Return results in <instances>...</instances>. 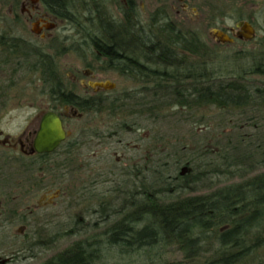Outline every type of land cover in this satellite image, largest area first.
I'll list each match as a JSON object with an SVG mask.
<instances>
[{
  "label": "trees",
  "instance_id": "obj_1",
  "mask_svg": "<svg viewBox=\"0 0 264 264\" xmlns=\"http://www.w3.org/2000/svg\"><path fill=\"white\" fill-rule=\"evenodd\" d=\"M40 1L75 28L90 23L92 29L101 30L83 36L84 50L92 52L93 61L105 58L111 72L135 83V88L121 93L112 90L110 101L78 106L83 114L106 119V135L100 139L107 138L112 129L111 136L127 128L135 131L139 119L155 122L171 110L238 113L251 126L256 125L251 114L257 112L264 127V36L256 42L261 47L234 52V65L230 66L227 56L221 59L222 67H216L214 60L224 46L203 40L191 27L170 19L161 6L148 11L143 20L136 0H125L120 8L122 19H116L110 18L105 0ZM15 2L0 0L3 5ZM91 124L85 122L84 130L93 138L99 132L92 131ZM235 137L224 144L229 151L219 147L214 152L218 162L206 161L201 169L199 161L195 164L183 156L174 160V175L165 174L154 160L139 167L111 168L118 182L111 197L97 199V209L91 208L92 203L85 208L87 213L92 211L87 215H96L94 220L84 215L70 229L53 234H47V227L37 229L31 250L68 236H82L39 264H248L257 247L264 246V171L247 176L257 165H264V135L256 145L248 143L252 149L242 146L238 133ZM75 147L67 145V164ZM214 148L206 149L204 156ZM183 164L186 170L181 173ZM190 164L193 168L187 169ZM208 175L239 180L205 194L177 197L199 183L210 188L213 181L209 178L206 184ZM177 254L182 255L181 261H169Z\"/></svg>",
  "mask_w": 264,
  "mask_h": 264
},
{
  "label": "flooded vegetation",
  "instance_id": "obj_2",
  "mask_svg": "<svg viewBox=\"0 0 264 264\" xmlns=\"http://www.w3.org/2000/svg\"><path fill=\"white\" fill-rule=\"evenodd\" d=\"M154 2L170 19V13L174 12L172 20H178L188 4L187 0ZM174 2L181 4L180 11L174 10ZM203 4L211 41L224 47L248 43L261 47L256 42L264 36V0H204ZM109 16L111 18V14ZM83 17V20H92L87 19L90 16ZM240 22H247L253 28L252 39L237 37L240 31L237 24ZM89 24H78L81 28H75L60 14L47 10L40 0H16L8 12L0 13V120L19 112L26 115L23 126L14 132L0 129V246L13 243L12 248L0 247V256H3L0 264H18L19 259L33 260L34 249L29 246L37 240V229L45 230L48 221L42 207L50 199L42 200L52 190L54 198L62 195L56 186L58 181L53 180L56 175L52 170L53 167L59 169L62 177H67L64 170L68 151L62 148L72 143L74 130L69 127L70 123L83 115L78 106L111 99V89L94 85L111 82L110 62L103 57L92 62L83 59V36L102 32L92 29ZM214 28L226 33L232 41L217 42L210 34ZM67 54L78 58L79 69L68 70L62 61ZM47 113L60 118L66 137L53 151L38 152L36 137L41 120ZM108 126L111 129V125ZM100 134L103 133L97 136ZM107 139H111V133ZM63 154V161L54 164V160ZM75 186L82 188V185ZM15 225L21 230L11 234L10 230ZM3 249L10 252L2 253Z\"/></svg>",
  "mask_w": 264,
  "mask_h": 264
},
{
  "label": "rangeland",
  "instance_id": "obj_3",
  "mask_svg": "<svg viewBox=\"0 0 264 264\" xmlns=\"http://www.w3.org/2000/svg\"><path fill=\"white\" fill-rule=\"evenodd\" d=\"M136 2L139 8L142 9L140 12L141 15L139 16L143 20L145 19V15L148 11H152L156 6L154 0H136ZM124 3L125 0H105L109 15L111 14V16H116V19H122L120 8L125 6ZM187 3L186 11L181 12L178 20L174 21L179 22L182 26L191 27L199 33L203 40L208 42L210 37L204 16V0H187ZM12 5L13 4L11 3L4 5L0 4V13L8 12V9ZM172 5L174 10L180 11L181 4L179 2H174ZM172 14L175 15L174 12H172ZM172 14L170 13V16L173 19ZM229 24H232V21H230ZM59 27H62V25ZM254 46L255 45L253 43H248L243 44L242 46L234 44L224 48L220 47V54L218 58L214 60L213 65L216 67H222L221 59L229 56L231 62L228 63L232 66L235 61L233 58H237L233 56L234 52L247 51L254 48ZM82 53L85 61L92 62L95 60V57L90 50L85 49ZM62 61L65 62L68 70L71 69L72 71L79 69L81 65L78 58L72 54H67ZM111 82H115L117 84L115 93H121L120 91L135 88V83H133V81L122 78L114 72H111ZM25 116L26 115H24L23 112H19L15 115L2 118L0 120V129L7 132H14L23 126L26 119ZM251 116H254V119L251 120L256 123L255 126H251L249 124L250 120H246L244 116L239 115L238 113L228 114L226 116L215 109L201 110L196 114L194 112H186L183 114L175 112V110H171L170 114L160 117L159 120H156L155 122H151V120L147 118L142 120L139 119L137 121L138 127L136 128H139L137 131H130L127 128L125 130L115 132L109 140L107 138L100 139V137L106 135L102 132L106 130V127L103 126L106 125L103 124L104 121H106L104 117L91 116L90 114L79 115L78 119L73 120L69 125L71 130H74L71 140H74L75 143L72 142V144H74L77 149L74 150L75 153L70 158V163L65 166L66 168L64 171L66 172L67 177H62V171L59 169L56 170L53 167L52 170V173L56 175L53 176V180L56 179L58 181L56 186L61 189V194L63 196L58 195L59 197L54 198L55 192L52 190L47 193L42 200L45 201L47 198L50 199L48 204H43L42 207V211L45 210L44 213L47 214L48 219L46 223L44 222L46 224L45 226H47V234H53L58 231L57 229H70L76 218L82 219L84 215L92 212L91 209L88 210V213L85 210L90 203H92L91 206L93 205L91 207L92 209H97V199H103L107 195L111 197V189H113L115 184L118 183L116 182L117 176L113 174V169H116L115 167L125 168L130 164L132 166L139 167L143 163L146 164L147 162L154 160L158 166L161 165V171L165 174L170 173L174 175L176 172V168L173 166L174 160L178 156H183L185 159L191 158L195 164L196 161H199L198 164H200V168L198 169H201L204 162L210 160L216 161V155H214V152L218 150L217 148L222 147L223 150L229 151L228 146H225L224 144L229 138L236 139L235 136L237 133L240 135L242 142H244L242 146L250 147L252 149L253 145L248 146V143L251 144L254 142L256 145L260 138H263L264 127L263 123L260 121V119L263 118L261 114L254 112ZM88 120L92 123L89 125L92 126V131H96L97 129L99 133L101 132L103 134H100V136L95 135L93 138L87 136V132H85L86 130L82 127ZM114 130L115 129H112L111 133ZM157 137H159L158 140ZM240 137L238 138L240 139ZM180 145H187V147L182 148ZM207 146L209 148H212L213 146L216 148L213 149L214 151L212 150V154H206L204 156V151L209 149ZM189 147L190 149L188 150ZM66 148L67 146L63 147L62 150L65 151ZM57 158L54 160V164H57L59 160L63 161L64 154L61 157L58 156ZM165 163L167 165H165ZM193 166L194 165L191 166L190 164L187 166V169L189 167L193 168ZM182 167H184V164L181 168ZM111 168H113L112 171ZM191 170L194 171L193 169ZM263 171L264 165H257L252 172L247 174V176ZM207 177L206 184L209 183V178L213 181L210 188L203 186L205 185L204 183H199L196 185L195 189L180 192L177 194V197L205 194L214 187H219L226 183L239 180L237 177L229 180H227V178H223L222 176L215 175H208ZM76 184L77 186L82 185V187L86 188L81 190V188H77L75 186ZM88 217L89 220H94L96 215L95 217L87 215L86 220H88ZM20 230L21 228L15 225L10 231L11 234H15ZM252 233L253 231L251 234ZM80 237L82 236H68L55 244L46 245L47 247L45 248L35 247L33 250V254L35 255L33 260L19 259L18 264H39L54 253L65 249ZM12 244L13 243L11 242L7 244L5 243L0 247L12 248ZM263 250L264 246H258L255 254L256 256L254 258L252 257L253 259L250 258L248 260V264H260L262 257H264ZM7 252L9 253L10 251H7V249H3L2 251V253ZM0 259H3V256H0ZM176 260L178 262L181 261L182 255L177 254L169 259V261Z\"/></svg>",
  "mask_w": 264,
  "mask_h": 264
},
{
  "label": "water",
  "instance_id": "obj_4",
  "mask_svg": "<svg viewBox=\"0 0 264 264\" xmlns=\"http://www.w3.org/2000/svg\"><path fill=\"white\" fill-rule=\"evenodd\" d=\"M240 31L237 33V37L250 40L254 37V30L247 22H240L237 24ZM210 34L219 43H226L232 41V39L223 31L219 29H211ZM95 86L104 89H114V82H100L94 83ZM66 137V132L63 129L60 118L54 113H47L41 120L40 128L36 137L35 148L38 152L41 151H53L59 143H61ZM186 169L182 168L181 173H184Z\"/></svg>",
  "mask_w": 264,
  "mask_h": 264
}]
</instances>
